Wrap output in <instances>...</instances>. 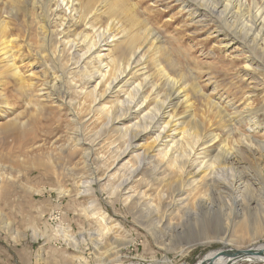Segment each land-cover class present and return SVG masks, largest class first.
Here are the masks:
<instances>
[{"label": "rangeland", "instance_id": "374dc122", "mask_svg": "<svg viewBox=\"0 0 264 264\" xmlns=\"http://www.w3.org/2000/svg\"><path fill=\"white\" fill-rule=\"evenodd\" d=\"M32 1L18 3L14 12L11 8L12 0H0V22L8 21L11 27L10 36H16L12 35L11 38H18L21 57L16 64L22 77L24 75L26 87L28 86L20 89V84L10 77L1 87L4 98L0 96V161L5 166L9 183L0 191V264H99L95 260L96 252L86 239L90 232L102 230L105 235L100 237V243L106 250L112 247L113 240L127 242L129 237L134 239V243L122 248L119 255L115 252L109 254V260L114 262L118 258L119 261L111 264H198L211 252L227 250L228 247L225 248L221 243H214L197 246L183 253L182 249L187 248L190 235L167 233L164 226L162 230L156 229V224L163 220L164 213L158 209L164 203H174L168 196L169 192L164 191L163 184L155 180L133 156H128L123 161L125 164L129 162L128 164L116 165L117 158L126 150L128 142L111 128L102 127L97 121L94 99H99L103 89L95 92V98H86L88 93L85 92L92 91L95 86L89 76L103 73L104 68L100 67L102 64L89 59V55L82 58L87 51L82 44L79 46V54L59 53L62 46L61 38L58 37L65 19V23H69L76 33L87 28L70 20L69 13L61 9L62 6L59 9L56 2H51L47 17L51 21V30L44 34L48 36L52 31L51 38L54 41L51 43L47 40L43 52L35 45L38 48L36 51L39 50L45 56L40 59L26 46L28 37L38 41V33L39 37L43 35L37 22H43L44 10L41 5H34ZM46 1L42 4L47 6ZM127 1L144 17L146 24L156 32L157 37L165 42L166 52L175 63L176 71L185 76L187 84L195 82L209 100L219 101L226 106V120L228 124L231 123V126L228 125L231 133L221 127L220 119L208 110L207 100L199 98L192 88H188L196 118L204 123L212 120L214 126L209 123V130L218 136L217 145L224 142L233 147L240 140H244L256 146L258 141H264V113L261 111L264 104V69H250L247 62L249 53L241 48L225 46L223 37L215 31H230L227 23L218 17H215L214 23H197L198 19H193L191 13L183 9V3L178 0ZM102 20V23L107 21L105 17ZM97 25L100 27V24ZM117 42L119 41L113 44ZM80 66H85L86 74ZM172 70L171 74L176 77ZM139 71V74H133V86L125 87V91H118L113 96L125 99L130 87L144 84L143 73H147L146 77H154H149V82L153 80L158 86V91L156 88L152 91L151 87L146 90V94L151 96L150 102H163L168 89L164 79L154 71V66L149 63L145 72ZM57 76L60 80L63 78V90L67 95L59 102L54 100L57 92L51 89ZM28 81L34 83L35 88L29 89ZM106 97L108 95L104 100ZM35 104L44 105V111L38 112ZM247 105L254 110L255 116L242 119L237 112H242ZM184 107L175 114L179 119L186 114ZM251 119L258 121L255 129ZM14 121L19 124L25 122V126L17 127L15 132L11 128ZM127 121L124 125H128ZM155 124L158 125L157 120ZM155 124L152 126L157 127ZM152 131H147L146 140L152 139ZM85 156L89 157L88 160ZM253 158L252 155L250 161L246 160L251 167L255 165ZM86 182H91L90 187L88 186L89 193L83 192ZM129 195L132 199L134 197V200L131 199L133 202L129 200ZM143 211L150 213L149 218H153L151 220L156 223L153 226L157 233H151L145 225L148 221L139 217L138 214ZM102 212L109 217L108 225L102 222ZM2 220L9 228H2ZM200 232L199 227L196 231H191V236ZM33 235L38 238L34 239ZM82 236L84 239H81ZM249 238V243L245 241L244 244L235 239L230 246L244 249L252 243ZM260 239L261 242L264 241V234ZM239 264L252 262L242 261Z\"/></svg>", "mask_w": 264, "mask_h": 264}, {"label": "bare ground", "instance_id": "6f19581e", "mask_svg": "<svg viewBox=\"0 0 264 264\" xmlns=\"http://www.w3.org/2000/svg\"><path fill=\"white\" fill-rule=\"evenodd\" d=\"M33 1L34 5H41L42 10H44L43 22H37L43 35L41 34L39 37L40 33H38V41H33L31 37H28L26 46L38 58L43 59L45 56L36 49L41 48L43 52L47 40H50L51 43L52 40L54 41L51 38L52 31L48 36L44 34L51 30L49 25L51 21L47 19L50 11L48 5L51 2H56L58 8L62 6L61 9H64L67 14L69 13L70 20L87 28L85 31L76 33L69 23H67L68 25L65 23L66 19L64 18L61 29V35L64 37L61 35L58 37L61 38L60 45L62 46L59 53L74 52L79 54V46L82 44L87 49L82 58L89 55V59L99 61L102 64L100 67L103 66V73L99 72L100 74L96 73L89 76L95 82V86L92 91L85 93H88L86 98L93 99L95 92L103 89L99 99H94L97 121L102 127L111 128L113 132L124 137L128 142L126 143L128 145L126 150L117 158L118 163L116 165L122 164L123 166L125 158L133 156L143 164L142 166L154 176L155 180L163 184V190L169 192L167 194L174 203H164L158 209L159 212L164 211L163 220H159L156 224L151 220L153 218H149V212L143 211L138 214L141 220L148 221L145 224L147 229L153 234L157 233L153 226L156 224V229L162 230L164 226L167 233H178L179 236L190 235L189 240H187V248L182 249L183 253L185 250L187 252L197 246H207L214 243H221L225 248L228 247L227 250L220 249L211 252L198 264H239L242 261L252 262V264L264 263V241L261 242L260 239L264 234V141H258L256 146L244 140H240L233 147H229L224 142L217 145L219 143L218 136L209 130V123L214 126L211 123L212 120L204 123L196 118L194 103L188 94V88H192L195 94L200 96H198L199 98L207 100L208 110L213 114L215 113L216 118L220 119V126L231 133L228 126L231 123L228 124L226 120L228 116L225 114L226 106L224 107L223 103L221 104L219 101L212 102L209 100V97L195 82L191 85L187 84L185 76L176 71L175 63L172 62L169 53L166 52L165 42L157 37L156 32L146 24L147 21L144 17L127 0H45L48 2L47 6L42 4L44 0ZM178 1L183 3L182 8L187 9L193 19H198L197 23H214L215 17L222 19L231 29L230 31H225V29L222 31L219 27L220 30H216L215 33L223 37L225 46L232 49L234 47L241 48L249 53L250 57L247 62L250 69L253 67L264 69V0H260V3L258 0ZM12 2L11 8L15 12L18 3L25 4L28 0H12ZM31 6L33 5L31 4ZM57 17L59 18V16ZM104 17L107 19L106 23H102ZM97 24H100V27ZM10 32V23L6 20L0 22V96L2 98H4V92L1 87L6 84L10 77L20 84V89L28 87H26L27 82L24 80V75L22 77V73L18 69L19 66L17 67L16 64L21 57V46L18 43V38H11L12 35H15L10 36ZM116 41L119 42L113 44ZM35 45H38V48H35ZM110 45L112 46L109 47ZM53 53L55 52L53 51ZM104 61H107L105 65L103 64ZM149 63L154 66L156 74L166 82L165 87L168 89L167 92L165 91L166 95L161 91L165 95L163 102L153 104L149 100L151 96L147 95L146 90L149 87L152 88V91L155 88L158 91V86L154 84V81L149 82L148 80L152 75L146 77L147 73L142 72L148 69ZM80 68L84 69L85 74L87 73L85 66H80ZM171 69H173L176 77L171 74ZM138 71L144 74V84L130 87L131 90L126 92V98L123 100L115 98L113 95L116 92L125 91V87L134 85L132 79L135 75L133 74L138 73ZM155 72L154 75L156 76ZM62 79L60 80L57 76L53 80V85L51 84L52 88L50 87L57 92L54 100L58 102L67 96L63 90ZM28 82L29 89L33 88L34 83ZM106 95L108 97L104 100ZM49 97L51 98V96ZM149 103L153 104L150 109L148 108L151 106H148ZM228 106L232 107L230 104ZM34 107L38 112L44 111V105L35 104ZM182 107L186 109V114L179 119L175 114ZM261 111L264 113V104ZM237 115L242 119L255 116L254 110L248 105L243 108L242 112H237ZM124 117L126 120L123 119ZM156 120L158 125L155 124ZM125 121L129 122L128 125H124ZM179 121L181 122L179 123ZM251 121L255 129L258 121L256 119H251ZM14 122L11 124L13 130L25 126V122L22 124ZM154 124L157 127L152 126ZM150 129L153 130L151 132L153 135L152 139L148 141L146 135ZM130 148L132 150L129 151ZM252 155L255 158L252 160L255 163L254 167L246 163V160L250 161ZM85 157L88 160L89 157ZM137 164L139 163L137 162ZM4 167L0 161V191L9 183V176L6 175ZM168 171L169 173H167ZM89 184L91 182L83 185L84 193H89ZM126 192L128 193V190ZM131 199L129 195L130 201L134 200V197ZM135 212L137 213V210ZM101 217L102 222L108 225L109 217L103 212ZM2 226L3 229L9 228V225L3 220ZM199 227L200 234L191 236V231H196ZM89 234L86 240L90 242V247L96 252L95 260L99 264L119 263L118 258L114 262L109 260V254L115 252L116 255H119L122 248L134 243V239L128 236L127 242L118 241L119 239L113 240L112 247L106 250V247L100 243V237L105 235L103 230ZM34 237V239L38 238ZM249 237L252 243L244 249L231 247L235 239H239L245 244ZM81 239H84L83 236ZM247 242L249 243V241ZM102 255L105 256L102 257Z\"/></svg>", "mask_w": 264, "mask_h": 264}, {"label": "crops", "instance_id": "0c3cea01", "mask_svg": "<svg viewBox=\"0 0 264 264\" xmlns=\"http://www.w3.org/2000/svg\"><path fill=\"white\" fill-rule=\"evenodd\" d=\"M41 261V260H40ZM38 262H39V260H38Z\"/></svg>", "mask_w": 264, "mask_h": 264}]
</instances>
